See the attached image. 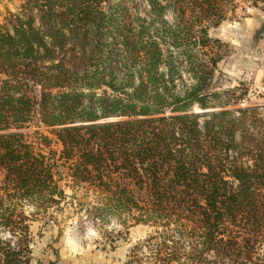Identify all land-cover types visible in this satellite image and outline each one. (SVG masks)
<instances>
[{
	"label": "trees",
	"instance_id": "obj_1",
	"mask_svg": "<svg viewBox=\"0 0 264 264\" xmlns=\"http://www.w3.org/2000/svg\"><path fill=\"white\" fill-rule=\"evenodd\" d=\"M138 1L118 20L112 0L0 19V264H31L30 221L73 200L149 228L136 264H264V105L211 86L207 31L236 0Z\"/></svg>",
	"mask_w": 264,
	"mask_h": 264
},
{
	"label": "rangeland",
	"instance_id": "obj_2",
	"mask_svg": "<svg viewBox=\"0 0 264 264\" xmlns=\"http://www.w3.org/2000/svg\"><path fill=\"white\" fill-rule=\"evenodd\" d=\"M112 1L117 6L116 20L123 5L127 7V15L132 17V3L139 4L138 0ZM20 2L0 0V19L6 12L15 13ZM143 7L140 4V8ZM207 34L224 44L211 86L215 90H233L226 107L264 105V4L253 7L236 0L233 12L219 25L209 28ZM193 110L199 109L194 106ZM77 208L74 200L63 202L59 209L32 218L28 227L29 263L104 264L106 259H111L117 264H136L132 262V244L145 236L149 231L147 226L137 223L124 228L114 220L101 225L86 219L83 211L76 212ZM25 210L30 209L25 207ZM107 235L114 236L113 249L107 243ZM259 250L264 252V243Z\"/></svg>",
	"mask_w": 264,
	"mask_h": 264
},
{
	"label": "crops",
	"instance_id": "obj_3",
	"mask_svg": "<svg viewBox=\"0 0 264 264\" xmlns=\"http://www.w3.org/2000/svg\"><path fill=\"white\" fill-rule=\"evenodd\" d=\"M97 258H99L98 256H97ZM51 261H53V260H51ZM51 264H63V262L62 261H53ZM65 264V263H64ZM94 264H99V262H97V263H94ZM104 264H117V262H114L113 260H111V259H106L105 260V263Z\"/></svg>",
	"mask_w": 264,
	"mask_h": 264
}]
</instances>
